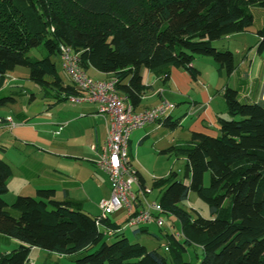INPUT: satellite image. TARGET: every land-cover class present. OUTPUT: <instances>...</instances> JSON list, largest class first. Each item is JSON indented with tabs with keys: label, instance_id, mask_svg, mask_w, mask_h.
<instances>
[{
	"label": "trees",
	"instance_id": "obj_1",
	"mask_svg": "<svg viewBox=\"0 0 264 264\" xmlns=\"http://www.w3.org/2000/svg\"><path fill=\"white\" fill-rule=\"evenodd\" d=\"M251 7L264 8V0H0V86L8 72L24 66L44 94L52 91L57 100L78 94L62 81L52 60L64 45L78 53L86 72L91 68L113 78L115 89L136 109L151 89L143 82L145 71L163 83L171 68L195 80L194 59L205 56L217 73L229 76L233 53L213 42L247 31L254 23ZM254 34L262 53L264 24ZM32 48L45 55L30 56ZM6 95L0 105L15 101ZM222 98L226 116L216 117L217 135L192 132L186 143L158 151L184 157L187 180L169 171L152 181L162 215L178 226L162 235L140 226L132 228L130 240L123 224L109 215L98 220L67 195L56 200L51 188L18 194L7 203L12 171L0 158V241L17 242L0 251V264H27L32 248L68 255L74 264H264V101L241 100L227 85ZM168 116L161 122L173 129L178 123ZM134 170L144 186V176ZM189 192L207 205L209 218L183 208ZM142 234L152 235L155 247L140 242Z\"/></svg>",
	"mask_w": 264,
	"mask_h": 264
},
{
	"label": "crops",
	"instance_id": "obj_2",
	"mask_svg": "<svg viewBox=\"0 0 264 264\" xmlns=\"http://www.w3.org/2000/svg\"><path fill=\"white\" fill-rule=\"evenodd\" d=\"M250 11L253 14V25L245 32L224 37L227 48L233 53L235 64V69L229 76L223 77L217 73L214 61L205 56L194 59L193 64L199 70L195 80L184 70L177 68H171L169 79L165 83H161L152 73L144 72L143 82L150 85L151 89L145 92L140 106L135 110L150 108L166 100L175 105L168 117L178 124L175 128L168 129L160 121L136 129L131 133L137 144L152 139V146L160 151L171 145L186 143L192 132L217 135L216 117L226 116L222 98L225 85L235 88L241 100L264 101V56L256 51L254 34V30L264 24V8L251 7ZM205 65H208L206 76L203 71ZM209 67L216 79L208 77L211 75ZM14 70L11 72H15ZM92 70L93 78H109L107 74ZM11 72L5 75L0 86V97L17 92L11 88V83L16 80ZM219 80L223 82L219 83ZM24 92L21 90L22 94ZM31 95V98H35ZM5 106L0 105V128L4 129L0 132V146L4 145L0 149L3 153L0 157L9 164L12 172L4 200L7 203L13 201L6 199L8 194L14 199L18 194L34 195L38 188H51L56 200H62L67 195L81 201L85 212L98 215L97 212L90 211L89 207H98V201L109 195V183L106 175H101L94 165L107 133V120L96 113V105L92 102L71 103L70 114L60 115L58 111L46 117L52 110L46 104L37 115V118L41 117L38 121L29 118L22 110L10 112ZM7 117L11 118V122ZM130 142L129 136L128 155L132 166L137 169L130 155ZM180 158L184 161V157ZM109 218L117 224L120 222L113 213ZM128 230H131L134 237V229H126L125 234ZM138 240L145 245L150 243V248L156 245L155 239H152L153 242L145 240L144 234Z\"/></svg>",
	"mask_w": 264,
	"mask_h": 264
},
{
	"label": "built area",
	"instance_id": "obj_3",
	"mask_svg": "<svg viewBox=\"0 0 264 264\" xmlns=\"http://www.w3.org/2000/svg\"><path fill=\"white\" fill-rule=\"evenodd\" d=\"M59 49L60 66L79 92L68 96L67 100L72 104L92 102L96 105V113L107 120L106 138L94 161L109 183V195L97 203L100 210L98 220L123 209V229L150 224L163 227L162 209L157 200L149 198L152 188L146 184L141 186L138 182L128 155V140L132 131L162 121L175 105L162 100L153 107L136 111L115 89L113 78L89 76L79 64L78 53L64 45ZM7 120L11 122L10 117Z\"/></svg>",
	"mask_w": 264,
	"mask_h": 264
},
{
	"label": "rangeland",
	"instance_id": "obj_4",
	"mask_svg": "<svg viewBox=\"0 0 264 264\" xmlns=\"http://www.w3.org/2000/svg\"><path fill=\"white\" fill-rule=\"evenodd\" d=\"M230 42V40H228ZM213 45L217 46L219 50H226L227 49V40L225 38H221L219 40H215L213 42ZM214 47V46H213ZM30 56H34L37 58H41L45 55V53L38 48H32L29 51ZM262 55L264 56V51L262 52ZM198 57V56H196ZM211 59V58H210ZM52 60L55 63L57 72L62 79V81L65 84L71 83L68 75L64 72V70L61 68L59 63V57H52ZM211 61V60H210ZM213 61V60H212ZM215 63V62H214ZM204 75H208V65L203 67ZM15 72H11L14 76H16L15 82L11 83V88L16 90L17 93H11L14 97V102L6 101L5 106L6 110L16 111V110H22L29 118H34V121H38L37 118L38 114L42 111L41 108L43 105H48V108H52L51 113H47L46 117L49 115H52V113H60L62 114H70V107L71 103H69L67 100H57L54 96V93L51 91L49 94H44V90L36 83L32 82L28 78V69L24 66H17L14 68ZM209 70L211 71V75L208 77L215 78L214 72L209 67ZM8 72V73H10ZM87 74L91 77H93V70L89 68L87 70ZM223 77H225L223 75ZM107 78V77H106ZM211 80V78H210ZM222 80H219V83H222ZM162 83V82H161ZM21 90H24L25 92L22 94ZM10 95V93H6ZM5 94V95H6ZM31 94L35 96V98H31ZM4 95V96H5ZM7 96V95H6ZM8 108V109H7ZM79 127V124H78ZM4 130L0 128V132ZM4 137V134L2 135ZM131 142L130 144V155L132 157L133 165L141 171L143 174L146 185L151 187L152 181L155 178H161L168 174L169 171H175L178 174V178L181 179L183 182H186L187 180L183 178V172H184V166L185 161L182 160L180 157H175L173 155L170 156H164L158 154V151L154 149L152 146V139H148L141 144H137V141L134 139V135L131 133L130 135ZM4 142V141H3ZM2 142V143H3ZM4 144V143H3ZM4 146V145H2ZM3 153L0 151V155ZM1 158V157H0ZM101 175H105L103 172L99 171ZM106 177V176H105ZM208 180V173L205 175L204 184L207 185ZM12 194V193H11ZM33 196V195H31ZM159 196V190L157 188L152 189V194L149 196L150 199H155L158 201ZM15 198V197H14ZM6 199L11 202L13 198H10V194L6 196ZM98 206V205H97ZM183 208L188 210L192 215H194L195 211L199 213L201 216L205 218H209V209L207 205L200 200L197 195L194 192H189L187 199L182 203ZM89 210L92 212H97L99 214L100 210L98 207H89ZM95 214V213H94ZM113 214L117 217V220H119V224L124 223L125 219V212L123 209H119ZM118 215V216H117ZM163 220H164V226L163 227H157L154 224L147 225V228L150 232L162 235L164 231H168V227H170L172 230L176 231L178 229L177 222H174L173 218L169 215L163 214ZM128 229V228H127ZM131 230H128L126 232L127 237L132 240V234L130 232ZM145 240H150L153 242L154 237L150 234H144ZM153 239V240H152ZM110 240H113L111 238ZM144 244V243H143ZM17 246V242L15 240L10 239L7 242L0 241V251L1 252H8L14 247ZM146 246L150 248V243H146ZM49 252L39 249V248H32L29 254V262L27 264L35 263V264H74L73 258H69L68 255H58V254H48ZM71 256V255H70ZM191 256V253H189L187 256L185 255V259L187 257L189 258Z\"/></svg>",
	"mask_w": 264,
	"mask_h": 264
},
{
	"label": "water",
	"instance_id": "obj_5",
	"mask_svg": "<svg viewBox=\"0 0 264 264\" xmlns=\"http://www.w3.org/2000/svg\"><path fill=\"white\" fill-rule=\"evenodd\" d=\"M201 251L200 250H198V253H200Z\"/></svg>",
	"mask_w": 264,
	"mask_h": 264
}]
</instances>
